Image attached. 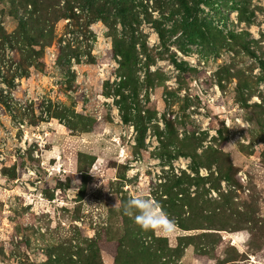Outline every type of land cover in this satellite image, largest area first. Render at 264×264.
<instances>
[{
    "label": "rangeland",
    "instance_id": "rangeland-1",
    "mask_svg": "<svg viewBox=\"0 0 264 264\" xmlns=\"http://www.w3.org/2000/svg\"><path fill=\"white\" fill-rule=\"evenodd\" d=\"M0 264H264V0H0Z\"/></svg>",
    "mask_w": 264,
    "mask_h": 264
},
{
    "label": "clouds",
    "instance_id": "clouds-1",
    "mask_svg": "<svg viewBox=\"0 0 264 264\" xmlns=\"http://www.w3.org/2000/svg\"><path fill=\"white\" fill-rule=\"evenodd\" d=\"M125 215L133 217L143 231L172 235L176 230V222L159 203L143 194L130 197L122 205Z\"/></svg>",
    "mask_w": 264,
    "mask_h": 264
}]
</instances>
